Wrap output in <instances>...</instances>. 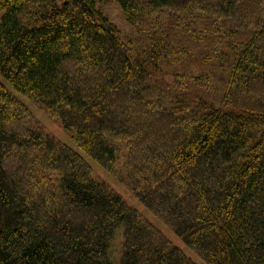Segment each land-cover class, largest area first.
<instances>
[{"label":"trees","instance_id":"16d2710c","mask_svg":"<svg viewBox=\"0 0 264 264\" xmlns=\"http://www.w3.org/2000/svg\"><path fill=\"white\" fill-rule=\"evenodd\" d=\"M0 77V264H197L13 90L204 264H264V0H0Z\"/></svg>","mask_w":264,"mask_h":264},{"label":"rangeland","instance_id":"374dc122","mask_svg":"<svg viewBox=\"0 0 264 264\" xmlns=\"http://www.w3.org/2000/svg\"><path fill=\"white\" fill-rule=\"evenodd\" d=\"M107 15L110 19L118 25L123 30H127L129 27L125 21V17L121 10L116 5H109L105 8ZM0 82L8 85L1 77ZM13 95L22 103L33 115L35 118L34 123L40 125L43 130L50 136L56 138L58 141L68 145L80 155H82L91 165L95 179L106 183L109 185L115 192L119 193L127 202V204L138 210L142 217L149 222H151L155 227H157L169 240L172 241L174 245L184 251L192 260L197 264H204L201 259L193 253L180 238L176 236L168 227H166L155 215H153L148 209H146L141 202L135 197V195L129 190L126 184L123 182L124 178V168L122 167L123 160L121 159L120 166L118 165V175L115 176L101 166H99L94 160L89 156L84 154L72 141L70 135L63 129L62 125L53 120L49 114L43 110L41 107L33 103L27 97H23L14 90L12 91ZM120 242V240H118ZM120 246L116 247L114 252L119 253Z\"/></svg>","mask_w":264,"mask_h":264}]
</instances>
